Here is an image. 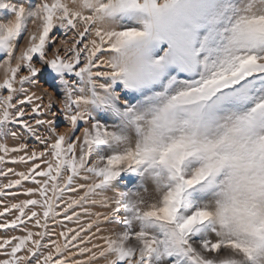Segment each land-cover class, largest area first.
<instances>
[{"label":"snow or ice","instance_id":"1","mask_svg":"<svg viewBox=\"0 0 264 264\" xmlns=\"http://www.w3.org/2000/svg\"><path fill=\"white\" fill-rule=\"evenodd\" d=\"M0 264H264V0H0Z\"/></svg>","mask_w":264,"mask_h":264},{"label":"rangeland","instance_id":"2","mask_svg":"<svg viewBox=\"0 0 264 264\" xmlns=\"http://www.w3.org/2000/svg\"><path fill=\"white\" fill-rule=\"evenodd\" d=\"M40 87L41 88H45V87H49V85H47L43 80H41L40 81ZM51 90V89H50ZM38 92H39V90H37ZM60 120L62 121V117L60 118ZM61 126H63V124L61 125ZM13 143H15L14 141H9V144L11 145V144H13ZM9 166H12V165H9ZM17 168H18V170H19V166H16ZM23 198V197H22Z\"/></svg>","mask_w":264,"mask_h":264}]
</instances>
